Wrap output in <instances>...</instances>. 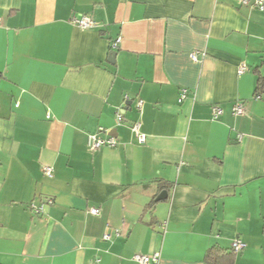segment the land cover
I'll list each match as a JSON object with an SVG mask.
<instances>
[{"label":"crops","instance_id":"obj_1","mask_svg":"<svg viewBox=\"0 0 264 264\" xmlns=\"http://www.w3.org/2000/svg\"><path fill=\"white\" fill-rule=\"evenodd\" d=\"M259 78L264 8L242 0H0V264H206L236 239L233 264H264Z\"/></svg>","mask_w":264,"mask_h":264},{"label":"built area","instance_id":"obj_2","mask_svg":"<svg viewBox=\"0 0 264 264\" xmlns=\"http://www.w3.org/2000/svg\"><path fill=\"white\" fill-rule=\"evenodd\" d=\"M242 4L245 6H252L256 7L260 10H263L264 8V0H242ZM73 24L77 26L78 28L81 29H91L95 26L94 20L89 17V16H81L79 19H74ZM114 45H116L114 43ZM190 57L192 60H196V55L195 52L190 54ZM246 70L244 66H240L238 68V74L243 73ZM187 91L185 89L181 90L180 97H179V102H181L185 97H186ZM137 108L140 109L142 105V101L137 102ZM212 115L214 118H217L223 113V110L218 106V105H213L212 108ZM244 113V107L241 103H236L233 108H232V114L233 115H242ZM116 119L118 123L122 121V115L121 112L116 113ZM141 129V123L140 122H135L132 125V132L135 135V138L139 143H144L145 141V136L143 133L140 131ZM102 131V129H100ZM238 139H240V136H238ZM117 142L115 138L111 136H107L106 138L99 137L98 134H89L87 136V148L89 151H96L99 150L102 147H114L116 146ZM42 172L44 176L50 178L52 177L53 174V168L51 166H44L42 168ZM51 204V200H48L45 203H41L39 205H30L31 212L35 215H41L46 212V205ZM90 213L93 215H97L99 213L98 209L96 208H90L89 209ZM117 233V231H116ZM110 235L108 233H105L103 235V240H109ZM245 244L239 240L236 239L232 242L231 244V251L234 253L240 252L244 248ZM132 260L135 261L138 264H156L158 262V254H153L152 256L144 255V254H134L132 256Z\"/></svg>","mask_w":264,"mask_h":264},{"label":"trees","instance_id":"obj_3","mask_svg":"<svg viewBox=\"0 0 264 264\" xmlns=\"http://www.w3.org/2000/svg\"><path fill=\"white\" fill-rule=\"evenodd\" d=\"M264 85V80L262 78L258 79V84ZM258 92V91H257ZM234 252H226L217 248H210L207 250L204 262L206 264H233L234 262Z\"/></svg>","mask_w":264,"mask_h":264},{"label":"water","instance_id":"obj_4","mask_svg":"<svg viewBox=\"0 0 264 264\" xmlns=\"http://www.w3.org/2000/svg\"><path fill=\"white\" fill-rule=\"evenodd\" d=\"M110 56H114V52H111V54H110ZM108 62H113L112 60H108ZM166 191H162L160 194H159V196H157V198L155 199V201H159V200H162V199H164V198H166Z\"/></svg>","mask_w":264,"mask_h":264}]
</instances>
